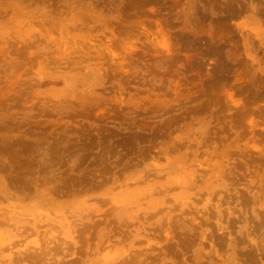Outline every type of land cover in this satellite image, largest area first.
Returning <instances> with one entry per match:
<instances>
[{"label": "rangeland", "instance_id": "1", "mask_svg": "<svg viewBox=\"0 0 264 264\" xmlns=\"http://www.w3.org/2000/svg\"><path fill=\"white\" fill-rule=\"evenodd\" d=\"M0 264H264V0H0Z\"/></svg>", "mask_w": 264, "mask_h": 264}]
</instances>
